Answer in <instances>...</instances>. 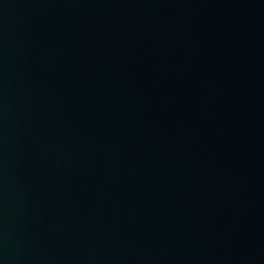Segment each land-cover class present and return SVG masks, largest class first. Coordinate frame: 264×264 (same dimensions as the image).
<instances>
[{
  "label": "water",
  "instance_id": "95a60500",
  "mask_svg": "<svg viewBox=\"0 0 264 264\" xmlns=\"http://www.w3.org/2000/svg\"><path fill=\"white\" fill-rule=\"evenodd\" d=\"M0 264H264V0H0Z\"/></svg>",
  "mask_w": 264,
  "mask_h": 264
}]
</instances>
